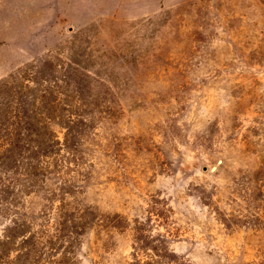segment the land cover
<instances>
[{
    "label": "rangeland",
    "instance_id": "1",
    "mask_svg": "<svg viewBox=\"0 0 264 264\" xmlns=\"http://www.w3.org/2000/svg\"><path fill=\"white\" fill-rule=\"evenodd\" d=\"M2 81L91 127L15 175L0 264H264V0H0Z\"/></svg>",
    "mask_w": 264,
    "mask_h": 264
},
{
    "label": "trees",
    "instance_id": "2",
    "mask_svg": "<svg viewBox=\"0 0 264 264\" xmlns=\"http://www.w3.org/2000/svg\"><path fill=\"white\" fill-rule=\"evenodd\" d=\"M5 87L4 81L0 82V91ZM57 120L59 119L52 116L37 117L29 111L22 115L17 112L11 116L0 115L1 200L9 201L11 195H17L14 191L15 182L18 181L15 175H24L27 186H34V182L40 177H46L53 172L49 158L54 161L53 165H57V162H67L69 154L77 156L78 138L90 129L91 119L60 117L61 121ZM51 121L65 129L63 139H59L56 132L49 127ZM63 151L66 154H62ZM57 155L59 158H55Z\"/></svg>",
    "mask_w": 264,
    "mask_h": 264
}]
</instances>
